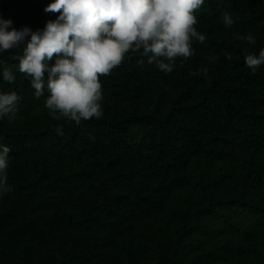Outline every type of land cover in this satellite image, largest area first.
Listing matches in <instances>:
<instances>
[{"label":"trees","instance_id":"obj_1","mask_svg":"<svg viewBox=\"0 0 264 264\" xmlns=\"http://www.w3.org/2000/svg\"><path fill=\"white\" fill-rule=\"evenodd\" d=\"M50 2L0 0V14L35 30L58 15ZM194 14L206 39L190 57L166 73L129 50L99 75L102 116L79 125L36 115L47 89L37 98L15 71L22 47L0 53L16 77L0 91L20 96L0 120V264H264V65L244 62L264 48V0H205ZM249 32L255 44L236 38ZM163 211L158 229L138 227Z\"/></svg>","mask_w":264,"mask_h":264},{"label":"clouds","instance_id":"obj_2","mask_svg":"<svg viewBox=\"0 0 264 264\" xmlns=\"http://www.w3.org/2000/svg\"><path fill=\"white\" fill-rule=\"evenodd\" d=\"M205 0H51L44 11L58 12L42 28L14 27L11 18L0 14V53L21 48L15 71L30 80L39 98L47 89L44 107L56 120L77 125L103 114L100 74H108L125 54L142 49L149 64L164 72L186 60L195 49L193 40L204 42L206 34L194 25V10ZM225 26L234 23L229 12L222 15ZM240 40L255 44L251 32L238 34ZM231 58L230 53H225ZM210 59L215 60L212 56ZM181 61V63L183 62ZM143 62V61H140ZM245 66L257 71L264 65V48L257 53L244 51ZM0 60V78L15 80L12 68ZM205 74L207 68L202 70ZM20 96L16 91H0V120L13 121ZM55 132L63 135L62 126ZM10 146L0 143V193L10 191L7 183Z\"/></svg>","mask_w":264,"mask_h":264},{"label":"rangeland","instance_id":"obj_3","mask_svg":"<svg viewBox=\"0 0 264 264\" xmlns=\"http://www.w3.org/2000/svg\"><path fill=\"white\" fill-rule=\"evenodd\" d=\"M35 112H36L35 114L38 115L39 117H44L49 115L48 109L44 107V102L36 109ZM59 208L64 211H72L75 209V207L73 206H59ZM166 214L167 212L163 211L158 214L152 215L145 222L141 223L138 227L142 225L143 227H145L147 224L149 227H152L153 229H158L163 220V216Z\"/></svg>","mask_w":264,"mask_h":264}]
</instances>
